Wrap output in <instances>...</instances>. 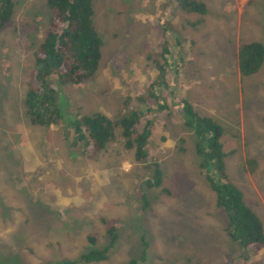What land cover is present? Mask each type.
I'll use <instances>...</instances> for the list:
<instances>
[{"label": "rangeland", "instance_id": "rangeland-1", "mask_svg": "<svg viewBox=\"0 0 264 264\" xmlns=\"http://www.w3.org/2000/svg\"><path fill=\"white\" fill-rule=\"evenodd\" d=\"M180 1L94 0L99 69L81 85L51 81L62 118L40 127L27 121L22 102L49 12L45 0H14L0 31V264H84L80 255L105 247L110 228L117 239L107 260L90 264H128L141 256L142 238L137 264H264V249L252 256L228 238L194 134L175 109L159 112L145 97L150 91L167 106L187 100L223 128L225 181L264 226V64L244 78L237 64L242 43L264 45V0H197L205 15L183 11ZM165 64L160 87L157 67ZM127 103L152 105L140 121L151 122L150 160L137 162L118 131L95 158L71 149L76 117L115 120ZM156 163L162 184L148 188Z\"/></svg>", "mask_w": 264, "mask_h": 264}, {"label": "trees", "instance_id": "trees-1", "mask_svg": "<svg viewBox=\"0 0 264 264\" xmlns=\"http://www.w3.org/2000/svg\"><path fill=\"white\" fill-rule=\"evenodd\" d=\"M45 1L49 12L47 31L33 53V70L22 102L27 121L33 126L40 127L57 125L62 118L58 91L52 86L51 81L55 80L54 83L59 85H81L89 81L99 69L103 46L93 24L94 0ZM180 5L187 13L205 15L207 12L205 4L197 0H181ZM14 9V0H0V31L13 18ZM164 46L163 52L167 54L169 47L167 44ZM237 55L241 77L255 75L264 64V45L259 42L242 43ZM166 65L157 67L158 77L162 80L160 87L166 84L164 82L167 74ZM175 75L177 76V73ZM156 84L158 80L151 88ZM145 97L152 98V105H157L159 112L171 113V110L175 109L172 113L177 115L185 127L194 134L199 169L215 195L216 207L225 215L224 230L228 238L252 256L258 254L264 249V226L254 211L245 204L241 191L225 181L226 154L221 142L223 128L211 117L198 115L187 100L178 99L173 106H167L160 104L157 101L159 96L151 94L150 91H147ZM142 100L143 96L137 98L136 103L138 105L144 103ZM152 105L148 104L144 110L127 103L126 110H122L124 116L115 120L103 114L76 117L69 124L71 137L68 142L71 149L85 157L95 158L115 139L118 131L125 149L133 150L137 162L150 160L146 146L151 135V122L143 125L140 121L145 112L151 111ZM217 172L222 181L217 179ZM161 184L162 172L156 163L153 164L152 178L145 180L144 185L148 188H159ZM142 199L146 204L145 198ZM107 234V245L82 253L79 258L82 263H100L107 260L108 253L117 239L114 228H110ZM88 241L94 244L92 238ZM142 247L141 256L131 259L128 264L144 261L147 248L144 238Z\"/></svg>", "mask_w": 264, "mask_h": 264}]
</instances>
